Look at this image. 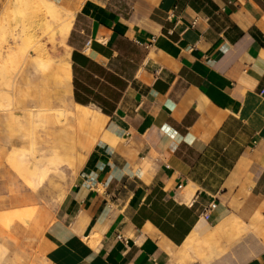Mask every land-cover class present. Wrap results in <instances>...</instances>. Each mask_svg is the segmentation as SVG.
I'll list each match as a JSON object with an SVG mask.
<instances>
[{
    "label": "crops",
    "instance_id": "obj_1",
    "mask_svg": "<svg viewBox=\"0 0 264 264\" xmlns=\"http://www.w3.org/2000/svg\"><path fill=\"white\" fill-rule=\"evenodd\" d=\"M66 4L90 98L28 264H264V0Z\"/></svg>",
    "mask_w": 264,
    "mask_h": 264
},
{
    "label": "rangeland",
    "instance_id": "obj_2",
    "mask_svg": "<svg viewBox=\"0 0 264 264\" xmlns=\"http://www.w3.org/2000/svg\"><path fill=\"white\" fill-rule=\"evenodd\" d=\"M66 1L60 0L58 4L62 18L70 20L68 26L44 21L40 18V11H19L14 16L3 19L0 24V51L6 52L11 47L18 51V58L14 59L17 70L23 71L24 61L21 56L27 52L33 61H44L48 74V80L41 82L42 88L48 90V95H45L44 91L40 98L36 95L38 86L28 82L17 100L2 98L0 101L3 104L0 105V225L1 236L11 249L9 258L3 264H28L36 257L40 237L56 221L57 210L65 196L57 195V191L67 180L74 179L76 173L75 150L74 161L63 163L61 175H53L37 189H33L17 175L14 162V146L18 131L23 129L20 121L24 116L34 120L42 119L49 105L48 98L50 104H57L62 98L75 113L76 131L77 121L90 98L87 81L83 80L84 77H79L80 67L76 62L87 48V37L84 31L75 25V13ZM11 2L13 0H3L0 12L3 6ZM47 3L51 2L47 0ZM65 63L68 64L67 76H56L54 69L59 70ZM14 69L13 66L5 67L0 72V82L8 81ZM49 86L50 89H47ZM33 97L38 104L36 116L33 117L30 111H26L22 116L17 108L26 107L24 99L30 100ZM19 98L21 100H18ZM32 124L33 129L39 127L34 121ZM3 213L10 219L8 224L1 221Z\"/></svg>",
    "mask_w": 264,
    "mask_h": 264
},
{
    "label": "bare ground",
    "instance_id": "obj_3",
    "mask_svg": "<svg viewBox=\"0 0 264 264\" xmlns=\"http://www.w3.org/2000/svg\"><path fill=\"white\" fill-rule=\"evenodd\" d=\"M13 0V2L3 6L0 12V24L2 20H6L14 16L19 11H29L34 13L40 11V18L46 22H57V25L68 26L70 20L66 17L62 18L61 10L58 2L60 0ZM45 11V12H44ZM63 23V24H62ZM23 71L17 70L14 59L18 58V51L11 47L8 51H0V72L7 66H13L15 69L11 78L4 82H0V101L2 98L17 100L22 90L28 82H32L34 86H38V92L41 98L48 90L41 86L42 81H47L46 64L43 60L33 61L29 53L22 56ZM17 66V65H16ZM68 64H63L59 70L54 69L56 76H67ZM69 78V77H67ZM70 82V80H68ZM51 86L47 87L50 89ZM18 100H21L19 98ZM26 107H18V112L24 116L26 111H30L33 117L38 112V104L33 97L30 100L24 99ZM46 107V115L44 118L34 120L23 117L20 121L22 131H18L14 146V162L17 175L25 180L33 189H37L44 181L53 175H61V167L64 162L74 161L75 154V113L72 107L64 102L62 98L57 104H50ZM0 105H3L0 103ZM37 123L36 129L33 124ZM36 126V125H34ZM37 130V131H36ZM114 139V138H113ZM73 179L67 180V183L58 189L57 195L64 196L68 192V188ZM45 199V197H42ZM47 201V200H46ZM2 223L8 224L10 219L3 213L1 217ZM11 249L7 243L2 242L0 247V262L3 264L9 258Z\"/></svg>",
    "mask_w": 264,
    "mask_h": 264
},
{
    "label": "built area",
    "instance_id": "obj_4",
    "mask_svg": "<svg viewBox=\"0 0 264 264\" xmlns=\"http://www.w3.org/2000/svg\"><path fill=\"white\" fill-rule=\"evenodd\" d=\"M108 127H109V126H108ZM215 206H216V203H214V202L209 203L208 205H206V206L202 209V211H201V215H202L203 217L207 218V217L210 215V213L212 212V210L215 208Z\"/></svg>",
    "mask_w": 264,
    "mask_h": 264
}]
</instances>
